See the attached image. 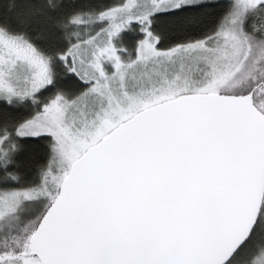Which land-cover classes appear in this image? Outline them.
Segmentation results:
<instances>
[{"label":"snow or ice","instance_id":"6c2138e0","mask_svg":"<svg viewBox=\"0 0 264 264\" xmlns=\"http://www.w3.org/2000/svg\"><path fill=\"white\" fill-rule=\"evenodd\" d=\"M0 264H264V0H0Z\"/></svg>","mask_w":264,"mask_h":264}]
</instances>
